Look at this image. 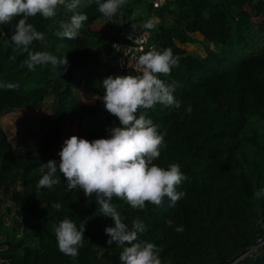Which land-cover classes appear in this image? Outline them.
<instances>
[{
  "label": "trees",
  "instance_id": "1",
  "mask_svg": "<svg viewBox=\"0 0 264 264\" xmlns=\"http://www.w3.org/2000/svg\"><path fill=\"white\" fill-rule=\"evenodd\" d=\"M145 1L126 0L117 15L105 19L95 0H81L77 11L88 19L74 40L56 35L72 15L63 5L55 19L30 17L28 23L46 40V45L33 42L31 50L57 58L66 54L69 66L62 72L51 65L33 71L21 67L26 54L13 52L10 42L21 17L0 25V84L19 85L15 90L0 87V114L12 108L45 112L34 134L16 140L0 123V194L12 202L24 232L20 239L0 241V264H120L122 247L109 245L105 234L106 227L114 226L112 218L102 216L94 194L86 198L81 190H66L58 171L60 125L68 119L98 117L75 135L89 141L107 138V129L119 126L102 101L81 102L76 85L103 96L106 74L88 66L99 65L103 55L109 57L116 34L141 20L145 9L149 13L144 25L157 18L150 29L155 50L170 48L178 61L170 75L159 78L176 83L174 96L181 107L157 104L140 111L164 134L154 163L165 169L173 163L180 166L187 179L176 191L185 195L173 207L167 197L159 206L146 203L143 210L115 197L112 204L129 229L136 218L145 224L138 239L158 247L162 264H264V197L253 198L254 190L264 188V43L249 44L252 35L264 39V0H171V5L166 0L158 9ZM98 21H103L101 26L92 27ZM194 32L217 49L206 48L205 55L187 51L180 44L195 41ZM189 105L191 113L186 111ZM30 139L33 144H28ZM49 160L57 162L54 178L61 182L53 190L37 189L48 172L43 163ZM57 203L60 210L53 207ZM64 218L77 228L85 224L76 258L59 251L52 230ZM180 227L183 230L176 231Z\"/></svg>",
  "mask_w": 264,
  "mask_h": 264
},
{
  "label": "clouds",
  "instance_id": "2",
  "mask_svg": "<svg viewBox=\"0 0 264 264\" xmlns=\"http://www.w3.org/2000/svg\"><path fill=\"white\" fill-rule=\"evenodd\" d=\"M81 0H0V25L10 23L14 17H21L15 24L10 37L13 52L26 54L21 67L29 71L36 66L51 65L66 71L69 61L65 56L57 58L47 51H33L30 46L38 41L46 45L45 35L28 23L30 17L37 14L44 19L54 18L57 8L63 5L67 12L72 13L64 22L56 35L61 39H76L88 17L77 11ZM98 12L111 19L117 15L126 0H95ZM152 20L144 27L153 28ZM131 38V37H129ZM178 63L172 50H150L128 66L136 75L108 76L101 81L103 96L96 95L93 101L102 100L105 110L119 120V126L107 129L108 137L89 141L75 135L64 140L58 155L60 162L58 171L66 180V190H81L86 198L95 195V202L104 217H111L114 226L106 227L107 243L122 247L120 264H162L158 247L146 240H139L138 234L144 233L145 224L136 218L131 229L122 222L121 214L112 204L113 198L126 201L133 209L143 210L146 203L159 206L164 197L169 198V207L185 195L177 192V187L187 177L181 172L180 166L171 164L167 169L154 163L161 155L164 134L159 125L147 118L145 112L157 104L179 109L181 102L174 96L176 83L166 84L159 77L168 76ZM7 90H15L18 84H0ZM188 113L192 112L189 105ZM140 113L137 115V113ZM48 172L38 181L37 189L53 190L60 178H54L57 162L49 160L43 163ZM264 197V188L254 190V199ZM57 210L61 204L53 205ZM168 225L172 224L167 220ZM58 249L61 253L76 258L79 248L83 245L85 224L77 228L70 218H64L53 227ZM182 227L176 231H182ZM127 245V246H125Z\"/></svg>",
  "mask_w": 264,
  "mask_h": 264
},
{
  "label": "rangeland",
  "instance_id": "3",
  "mask_svg": "<svg viewBox=\"0 0 264 264\" xmlns=\"http://www.w3.org/2000/svg\"><path fill=\"white\" fill-rule=\"evenodd\" d=\"M88 1V0H82ZM171 0H168L166 2L168 5H171ZM147 6V2H144ZM149 11L145 9L141 13V20L145 22L147 19ZM56 16L53 18L55 19ZM164 19L170 20L171 17L169 15H165ZM153 22L157 21V18H154L152 20ZM103 21H98L95 25H92V27L99 28ZM106 32V31H104ZM192 35H194L195 41L190 43H184L180 44L185 49L191 53L197 54V55H205L206 54V48L208 49H217L216 44L214 43H208L206 42L203 35H201L199 32H194ZM249 44L256 43L257 45H263L264 39L260 35H252L251 39L249 40ZM208 46V47H207ZM116 51L110 52V58L107 57V55H104L106 62L104 64L100 63L99 65L91 64L88 67L93 68H101L104 72H106L107 76H116L117 72L114 73L111 70V62L114 61ZM110 64L109 68H106L107 65ZM77 90L80 92L81 95V102L86 104H92L95 101H93V97L98 95L95 92L87 91L85 92L83 85L77 84ZM102 101V100H100ZM45 112L43 110H37L32 108H12L10 110H6L0 114V123L2 128L8 133L11 139H19L25 135H32L37 131V121L38 119L44 114ZM98 117H91L86 119L83 122L76 121V120H65L61 123V132H62V140L64 142L65 139L70 138L73 135L78 134L83 129L90 127L93 125ZM34 140L30 139L28 141V144H33ZM13 204L12 202L7 198V196L0 194V241H4L6 239H20L24 236L23 226L20 223L19 219H17L14 216L13 213ZM252 251L255 249H251Z\"/></svg>",
  "mask_w": 264,
  "mask_h": 264
},
{
  "label": "built area",
  "instance_id": "4",
  "mask_svg": "<svg viewBox=\"0 0 264 264\" xmlns=\"http://www.w3.org/2000/svg\"><path fill=\"white\" fill-rule=\"evenodd\" d=\"M146 2L150 7L158 9L165 4L166 0H146ZM152 35V31L145 28L141 21L132 23L116 34L111 46L116 51V69L121 75L137 74L128 64L134 63L135 58L140 55L156 49Z\"/></svg>",
  "mask_w": 264,
  "mask_h": 264
},
{
  "label": "crops",
  "instance_id": "5",
  "mask_svg": "<svg viewBox=\"0 0 264 264\" xmlns=\"http://www.w3.org/2000/svg\"><path fill=\"white\" fill-rule=\"evenodd\" d=\"M193 36H194V35H193ZM109 54H110V53H109ZM104 57H105V56L103 55V56H102V61H101L102 64H104V63L106 62V60H107V59L105 60ZM107 57H108V56H107ZM110 57H111V56L109 55V58H110ZM111 63H112V64H111V70H112L114 73L117 72V75H121L120 72H118V71L114 68V67H115V66H114V61H112ZM106 65H107V64H106ZM109 66H110V64H108L106 68H109ZM100 70H102V69L100 68ZM105 74H106V72H105ZM106 77H108V76L106 75Z\"/></svg>",
  "mask_w": 264,
  "mask_h": 264
},
{
  "label": "water",
  "instance_id": "6",
  "mask_svg": "<svg viewBox=\"0 0 264 264\" xmlns=\"http://www.w3.org/2000/svg\"><path fill=\"white\" fill-rule=\"evenodd\" d=\"M251 249H254V247L253 248H250L249 250H247V251H250ZM237 259V258H236Z\"/></svg>",
  "mask_w": 264,
  "mask_h": 264
}]
</instances>
